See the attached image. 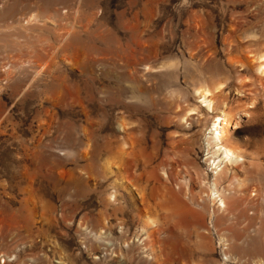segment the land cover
<instances>
[{"label":"rangeland","instance_id":"obj_1","mask_svg":"<svg viewBox=\"0 0 264 264\" xmlns=\"http://www.w3.org/2000/svg\"><path fill=\"white\" fill-rule=\"evenodd\" d=\"M262 31L264 0H0V264H264Z\"/></svg>","mask_w":264,"mask_h":264},{"label":"bare ground","instance_id":"obj_2","mask_svg":"<svg viewBox=\"0 0 264 264\" xmlns=\"http://www.w3.org/2000/svg\"><path fill=\"white\" fill-rule=\"evenodd\" d=\"M255 39H262V43H263V39H264V31H262V34L260 36H254ZM260 42V41H258ZM258 60V65H257V71L264 76V53L261 54L260 56H258L257 58ZM201 97L203 99V102L205 103V106L210 108L211 107V99L208 98V96L210 95L206 90L202 91L201 93ZM213 107V105H212ZM212 109V108H211ZM216 120L214 121V129L215 132L213 133V140L215 142H217L218 144L221 145V149H223L225 158L230 160L231 158H233L234 160L237 159L240 155H239V151L240 149H237L238 146H234L231 145L227 140V127L228 125L233 121V115L223 111H220V113L216 116L215 118ZM211 138V137H210ZM210 141V140H209ZM212 141V140H211ZM241 152V151H240ZM221 204H223L222 199L220 198Z\"/></svg>","mask_w":264,"mask_h":264}]
</instances>
